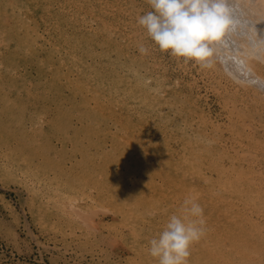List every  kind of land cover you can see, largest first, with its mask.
Instances as JSON below:
<instances>
[{
    "label": "bare ground",
    "instance_id": "6f19581e",
    "mask_svg": "<svg viewBox=\"0 0 264 264\" xmlns=\"http://www.w3.org/2000/svg\"><path fill=\"white\" fill-rule=\"evenodd\" d=\"M10 4H27V12L17 20L15 11L2 8L0 34L16 43L6 47L7 55H21L23 47L29 56L39 55L37 14L41 19L47 14L58 42L60 37L66 42L67 53L60 58L81 60V68L67 67L68 84L80 89V99L72 98L70 106L84 108L77 110L75 129L95 132L96 138L87 136L77 165L75 155L55 159L62 152L57 146L66 145L61 134L39 147V141L29 142L26 124L19 122L16 132L0 127L8 162L47 167V186L70 189L72 169L80 167L75 176L80 193L101 205L114 201L108 211L114 225L97 219L95 206L81 207L59 195L50 208L37 210L43 223L53 219L55 231L79 228L85 239L92 236L98 243L121 242L129 248V261L157 264L148 241L192 196L203 208L205 231L191 245L187 264H264V0H229L235 25L213 46L210 67L158 48L137 23L152 10L147 0ZM141 45L146 53L139 51ZM0 103L6 106L7 97ZM59 108L49 125L67 117V107ZM38 131L47 133L43 127ZM121 226L129 235H121ZM105 229L113 233L104 235Z\"/></svg>",
    "mask_w": 264,
    "mask_h": 264
},
{
    "label": "rangeland",
    "instance_id": "374dc122",
    "mask_svg": "<svg viewBox=\"0 0 264 264\" xmlns=\"http://www.w3.org/2000/svg\"><path fill=\"white\" fill-rule=\"evenodd\" d=\"M10 1L13 0H3L0 6V15L8 9L10 12L15 11V17L18 20L21 17V11L27 12L25 10L27 4L26 7L24 4L14 7L15 4L12 6ZM4 5L6 9L2 10ZM52 7L55 12L56 8L53 5ZM46 16L47 14H43L44 19H41L37 14L40 25L37 30L41 36H37L35 41L42 48L37 56H29L26 47H23L21 55H7L6 47L12 49L16 43L14 40H4L0 34V99L3 97L8 99L6 106H1L0 103V127L16 132L15 127L19 122L26 124L28 134L32 138V141L28 139L29 142L35 143L37 140L39 147L45 145L48 138L61 134L60 137L64 138L66 145L65 147L57 146L61 148L62 152L55 159H67L75 155L77 165L78 162L82 165L79 149L86 150L87 136L96 137H94L95 132L87 135L86 130L78 129L77 131L75 129L79 122L77 117L81 114L77 110L80 111L84 108L80 107L76 110L70 106L73 102L72 98H75L76 102L80 99V89L68 84L70 70H67V67L73 65L81 68V60L74 61L72 57L69 59L67 57L60 58L67 53L65 51V49L67 50L66 42H63L64 38L61 37V43L58 42L60 35L56 31H51V26L47 23L51 20L46 22ZM4 17L5 15L0 16V25L5 22L3 21ZM17 25L16 22L14 26ZM42 36L44 41L41 40ZM47 55H51V57L47 58ZM84 69L87 72V68L84 67ZM93 84H95L94 81ZM87 94L92 95L91 93ZM41 96L44 100H40ZM60 100H63L64 103L58 104ZM59 107H67L65 110L69 115L62 118L58 124L49 125V120L55 117L56 112H59ZM1 114L5 116H1ZM85 117L87 118V116ZM96 124L98 125V119ZM40 127H43L47 133L44 135L40 133L38 131ZM101 137L102 135L99 138ZM5 143L2 135L0 137V264H135L128 260L129 248L121 242L114 246L108 239H98L99 243L95 242L92 236L85 239L81 230L75 227L72 230L65 229L64 232L62 230L55 231L53 219L43 223V220L36 215L40 207L43 209L47 205L50 208L52 201L59 197L65 201L75 199L79 201L76 203L81 207L92 208L95 206L97 219H102L105 224H113V218L108 211L113 208L114 201L101 205L91 202L90 198L85 195L87 192L80 193L82 186L78 188V184L81 181L76 179L80 174V167L73 168V172L68 178L69 183L73 186L71 189L70 186L68 188L62 185L49 187L43 180L44 173L47 174L49 171L48 168L40 166L38 169H30L24 164L17 165L16 162L10 164L8 162L9 151L5 147ZM48 156L50 157V154ZM75 181L77 182L75 183ZM121 227L123 230L121 235H129L128 230ZM112 233L108 229L103 232L104 235Z\"/></svg>",
    "mask_w": 264,
    "mask_h": 264
},
{
    "label": "clouds",
    "instance_id": "9594fccd",
    "mask_svg": "<svg viewBox=\"0 0 264 264\" xmlns=\"http://www.w3.org/2000/svg\"><path fill=\"white\" fill-rule=\"evenodd\" d=\"M152 10L138 16L147 36L168 55L210 67L213 46L235 25L229 0H147ZM139 51H148L141 45ZM205 231L203 208L188 196L180 214H172L148 241L157 264H187L191 245Z\"/></svg>",
    "mask_w": 264,
    "mask_h": 264
}]
</instances>
